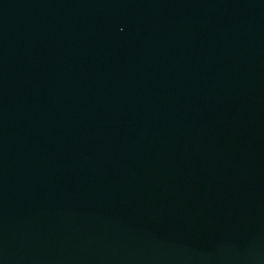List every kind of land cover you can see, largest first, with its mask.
<instances>
[{
  "label": "water",
  "instance_id": "1",
  "mask_svg": "<svg viewBox=\"0 0 264 264\" xmlns=\"http://www.w3.org/2000/svg\"><path fill=\"white\" fill-rule=\"evenodd\" d=\"M0 264H264V0H0Z\"/></svg>",
  "mask_w": 264,
  "mask_h": 264
}]
</instances>
